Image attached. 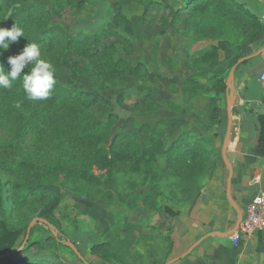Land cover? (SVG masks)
Listing matches in <instances>:
<instances>
[{"label":"rangeland","instance_id":"obj_1","mask_svg":"<svg viewBox=\"0 0 264 264\" xmlns=\"http://www.w3.org/2000/svg\"><path fill=\"white\" fill-rule=\"evenodd\" d=\"M217 3L201 8L187 0H0L1 28L10 29L9 16L27 9L31 19L62 30L53 40L56 60L48 49L41 51L55 67L56 82L75 95L99 96L84 120L98 125L81 132L86 159L77 152L78 142L69 149L74 155L58 159L57 138L75 137V130L47 127L39 142L30 132L15 151V126L0 127V153L15 163L25 157L45 166L34 181L40 176L56 185L61 200L55 220L66 244L77 246L91 264H164L199 237L195 230L187 238L183 228L186 220L200 223L196 213L214 205L228 124L220 82L237 55L264 45V27L256 35L252 22ZM263 13L264 7L258 12L264 24ZM99 50L103 57L91 56ZM9 56L10 46L0 49L6 65ZM110 61L139 66L138 71L110 73ZM72 99L73 106L81 102ZM192 147L198 149L195 158ZM204 148L211 151L208 159L200 155ZM14 175L21 181L34 178L28 166L22 172L20 166L0 171L1 179ZM4 189L5 212L20 229L53 195L27 192L32 200L23 202L17 199L19 188L5 184ZM33 226L28 249L0 264H85L70 248L58 250L53 228L43 222Z\"/></svg>","mask_w":264,"mask_h":264},{"label":"trees","instance_id":"obj_2","mask_svg":"<svg viewBox=\"0 0 264 264\" xmlns=\"http://www.w3.org/2000/svg\"><path fill=\"white\" fill-rule=\"evenodd\" d=\"M210 1L212 0H187V3H193L195 4L194 6H200L201 8H203L204 4ZM216 1L218 2L217 4L219 6L226 7L228 10H230V13L234 14L235 16L240 15L241 19H247L252 22L254 26H256V35L263 30L264 24L260 20V16L258 14L259 10H256L253 5H248L247 2L240 0ZM13 18L16 19V22L19 26H22L25 36L19 37L18 41L11 43L12 46L11 44L9 45L11 56L18 55L23 50L26 44H28L29 42H34L40 47L41 51L45 48L48 49L49 58L52 60H56L55 57L58 52L56 49H54L53 40L58 34L62 33V30H60L58 27L45 26L41 21L31 19L27 14V9L21 12H15L9 16V19L6 23H11V27L14 25L12 24ZM1 27L2 26H0V28ZM256 35L253 34V36H250V38H253ZM65 44L70 45V39H68ZM262 44H264V40H262ZM104 55L105 53L102 50L96 51L94 54H91V56H94L96 58L103 57ZM239 56L240 55H237L235 59L232 60L231 65L239 58ZM0 64L4 66L5 71H10L9 64L6 65L1 60ZM138 67L139 66H123V64L119 61H110L108 63L110 73L115 71L135 73L136 71H138ZM27 71H29V68L26 66L22 70V74ZM224 79L225 78H223L220 82V88L222 89V91H225L226 88ZM76 93L77 92L75 90L66 88L56 82L51 95L47 99L30 101L26 98L25 92L22 87V81L20 79L13 83L11 89H0V127H6V125H8V128L10 129L12 125L15 126V137L13 141H11L15 151H19L22 148L21 145L24 143L26 137L28 136V134H30V132H32V134L39 135V139L37 141L39 142L40 139L43 138L42 132L46 130L47 127H51L52 130L56 129L60 132L63 129H67V132L73 130L77 131L75 137L64 139V136L61 134L57 138L56 147L58 148V153H60L58 159H61L63 155H74L75 152H71L69 149H74L77 145L76 142L82 143V147L78 151H76H81V158L86 159L88 157V155L84 151L86 144L84 143L83 137H81V132L88 130L94 131L96 129L98 125L97 123L85 122L84 120L90 117V113L87 109L92 104H94L99 96L92 95L91 93L87 92L83 94V96H79L75 95ZM76 97L80 98L81 102L78 103V106H73L72 98ZM17 104H19L20 107H17ZM14 113L17 114L15 117H13ZM258 123L259 138L257 141V152L258 155L264 156V114L258 115ZM195 143H197V141ZM103 151L104 150H102V154L104 157H106L105 151L104 153ZM190 151L192 156H194L195 158L198 149L192 147ZM200 152L201 157H203L204 159H208L212 156L211 151L205 148L201 149ZM0 154V171L5 169L9 172H13V170H16L17 166H20V172H22L24 169L26 170L28 166L32 169V175H34V178L32 177L30 180L26 181H21L19 175L9 176L5 179H1L0 177V254L9 253L7 256L0 258V260L9 259L10 256L19 254L27 250L28 245L31 243V236L35 230L34 226H32L27 241L25 242L23 247L18 250L24 241L28 225L24 229H20L13 228L12 224H10V218L5 212V184H8L9 189L19 188L21 190V195L18 196L17 199L23 202L32 200V198H26L27 192H30L32 195H34V197H37V195L40 194L41 196L45 197L47 194L53 192L51 199L37 213V216L46 219L50 224L53 225V231L55 232L54 241L56 242L59 251L63 247L70 248L66 244V240H68L66 234L60 229V226L58 225L54 217V210L59 205L61 200V195L57 192L58 189L56 185L41 179L40 176L37 177L38 180L34 181L35 177L38 175L37 169L45 168V166H42L39 163L38 165H36L35 163H28V160L25 157H23L19 161H16L15 163L6 153ZM37 157L39 160L40 156L38 155ZM179 157L183 158L181 154L179 155ZM58 165L59 166H56L58 169L62 168L59 162ZM21 185H25L28 187L24 188V186ZM78 250L84 257V252L79 248Z\"/></svg>","mask_w":264,"mask_h":264},{"label":"crops","instance_id":"obj_3","mask_svg":"<svg viewBox=\"0 0 264 264\" xmlns=\"http://www.w3.org/2000/svg\"><path fill=\"white\" fill-rule=\"evenodd\" d=\"M253 6L260 11L264 2L256 0ZM256 52H250L253 56L239 64L234 72L237 111L231 119L234 138L227 145V150L233 155L231 198L242 212L251 197L264 188V156L257 152L258 115L264 114V87L259 80V72L264 66V52ZM226 132L227 129L222 133L223 138ZM227 176L228 168L222 159L213 189L214 205L206 204L204 211L196 213L200 223L193 221L188 224L189 220H186L183 228L186 237H192L195 230L199 232V237L181 249V254L197 240L206 237L173 263L187 256L180 264H264V229L249 236H239L234 232L238 213L226 195Z\"/></svg>","mask_w":264,"mask_h":264},{"label":"clouds","instance_id":"obj_4","mask_svg":"<svg viewBox=\"0 0 264 264\" xmlns=\"http://www.w3.org/2000/svg\"><path fill=\"white\" fill-rule=\"evenodd\" d=\"M25 36L24 30L16 22L8 28H0V49H8L9 45ZM10 71L0 64V89H11L13 83L20 79L26 98L30 101L47 99L56 84L55 67L50 60L43 58L40 47L29 42L18 55L8 57ZM29 71L22 74L25 67ZM17 107H20L17 104Z\"/></svg>","mask_w":264,"mask_h":264},{"label":"water","instance_id":"obj_5","mask_svg":"<svg viewBox=\"0 0 264 264\" xmlns=\"http://www.w3.org/2000/svg\"><path fill=\"white\" fill-rule=\"evenodd\" d=\"M264 52V45L261 49L257 50V52L255 54H260ZM254 54V55H255ZM251 56H253L252 54L249 55H245V56H241L239 57L230 67L226 79H225V86H226V106L228 108V124H227V132L226 135L223 138V142H222V146H221V157L223 159L224 164L227 166L228 168V176H227V181H226V195L228 200L230 201V203L234 206V208L236 209L237 213H238V220L234 229V232L237 230L241 217H242V211L235 205V203L233 202L232 198H231V178H232V165H231V160H232V152H229L227 150V145L228 142L231 141L234 138V132H233V124L231 122V113H236L237 111V107L235 104V85H234V72L235 69L237 68V66L241 63H243L244 61H246L247 59H249ZM232 111V112H231ZM37 222H43L44 224H46L47 226H50L51 228H53V225L50 224L46 219L41 218V217H34L30 223L28 224L27 227V232L24 238V241L21 245V247L18 249L20 250L23 245L25 244V242L27 241L28 237H29V232L32 228V226L37 223ZM206 236H203V238H205ZM203 238L197 240L184 254H181L180 256L174 257L169 259L168 261H166L164 264H171L174 261L178 260L179 258L184 257L193 247H195ZM69 247L73 250V252L76 254V256L85 264H91L89 263L84 257L83 255L79 252L78 248L73 244V243H69ZM9 253H3L0 254V258H3L5 256H7Z\"/></svg>","mask_w":264,"mask_h":264},{"label":"built area","instance_id":"obj_6","mask_svg":"<svg viewBox=\"0 0 264 264\" xmlns=\"http://www.w3.org/2000/svg\"><path fill=\"white\" fill-rule=\"evenodd\" d=\"M259 80L264 87V66L259 72ZM264 229V188L254 194L247 202L235 231L239 236H249Z\"/></svg>","mask_w":264,"mask_h":264}]
</instances>
